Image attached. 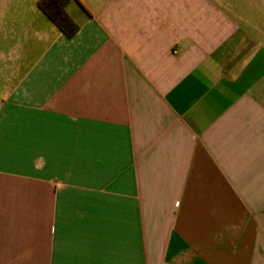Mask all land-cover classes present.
<instances>
[{
	"label": "crops",
	"instance_id": "obj_1",
	"mask_svg": "<svg viewBox=\"0 0 264 264\" xmlns=\"http://www.w3.org/2000/svg\"><path fill=\"white\" fill-rule=\"evenodd\" d=\"M34 4L0 264H264V0H70L71 38Z\"/></svg>",
	"mask_w": 264,
	"mask_h": 264
},
{
	"label": "rangeland",
	"instance_id": "obj_2",
	"mask_svg": "<svg viewBox=\"0 0 264 264\" xmlns=\"http://www.w3.org/2000/svg\"><path fill=\"white\" fill-rule=\"evenodd\" d=\"M23 15L9 14L0 16V98L16 83L20 74L32 65L33 58L24 62L22 55V26L19 21L23 18H31V10H35L34 0H22ZM32 14V15H31ZM9 22V23H8ZM18 32V33H17Z\"/></svg>",
	"mask_w": 264,
	"mask_h": 264
},
{
	"label": "trees",
	"instance_id": "obj_3",
	"mask_svg": "<svg viewBox=\"0 0 264 264\" xmlns=\"http://www.w3.org/2000/svg\"><path fill=\"white\" fill-rule=\"evenodd\" d=\"M70 0H37V7L46 18L67 38L78 31V24L66 12ZM81 7L82 5L77 2ZM83 8V7H82Z\"/></svg>",
	"mask_w": 264,
	"mask_h": 264
}]
</instances>
